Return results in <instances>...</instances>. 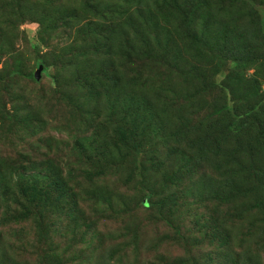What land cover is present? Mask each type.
Returning a JSON list of instances; mask_svg holds the SVG:
<instances>
[{
  "label": "trees",
  "instance_id": "obj_1",
  "mask_svg": "<svg viewBox=\"0 0 264 264\" xmlns=\"http://www.w3.org/2000/svg\"><path fill=\"white\" fill-rule=\"evenodd\" d=\"M27 21L39 25L35 52H40L41 45L49 48L48 55L36 58L35 66L43 63L47 71L56 65L55 79L69 88L64 94L73 103L69 105L72 113L80 115L83 127L73 135L74 146L86 164L103 160L93 176L89 172L90 178L87 167L77 166L95 183L94 188L88 186V192L100 195L92 200L93 205L104 206V198L109 208L127 204L121 195L115 204L106 191H98L97 179L101 181L115 169L137 184L141 208L161 210L166 206L175 216L187 203L184 195H196L193 202L213 200L233 209L229 211L233 224L242 226L243 231L234 234L229 225L212 215L203 224L204 236L218 249H228L237 238L253 239L255 247L235 251L227 258L234 256L231 264H264L260 253H264V133L256 132L252 123L259 90L236 98L234 102L247 101L245 109L231 108L228 103L218 109L219 115L223 110L230 113L224 124L216 126L208 118L204 123L188 122L178 127L182 130L165 132L171 119L196 100L197 87L203 93L214 88L226 90L233 74L242 79L244 71L251 68L264 80V0H0V62L5 61L0 69L2 84L36 79L33 69L23 71L18 49L20 27ZM223 72L224 78L217 81L215 76ZM252 82L260 86L259 77L252 76ZM221 83L224 88L219 87ZM18 109L16 105L14 118H18ZM0 111L4 118L12 119L3 108ZM32 117L37 116L22 119L30 123ZM14 137L20 138L19 133L14 132ZM231 137L235 142L228 140ZM172 139L178 148L161 160L162 152L173 146ZM20 153L26 156L29 152ZM212 161L216 174L195 177L196 168ZM26 163L0 156L2 253L12 228L20 231L36 219L39 238L45 241L53 223L63 222L61 202L68 191L65 170L51 160ZM149 168L165 172L152 186L146 184ZM77 185L83 194V185ZM75 193L67 201L71 215L79 206ZM159 215L171 222L163 213ZM192 215L201 222L199 214ZM171 225L188 241L179 225ZM214 251L220 253L209 251V259H215ZM42 258V264L66 263L64 255L44 252ZM184 262L188 261L175 259L172 264Z\"/></svg>",
  "mask_w": 264,
  "mask_h": 264
},
{
  "label": "rangeland",
  "instance_id": "obj_2",
  "mask_svg": "<svg viewBox=\"0 0 264 264\" xmlns=\"http://www.w3.org/2000/svg\"><path fill=\"white\" fill-rule=\"evenodd\" d=\"M15 20V19H14ZM38 23L27 21L22 24L19 32L18 49L22 56L20 57L23 71L33 69L34 73L38 69L35 66L37 57L48 55L49 48L41 45L40 52L34 50L33 44L37 41ZM18 34L17 27L14 26V36ZM194 53V50H191ZM199 59H201L199 57ZM5 61L0 62V69ZM43 64V63H41ZM44 71L40 80L31 79L18 80L2 84L0 81V110L12 116L4 118L0 111V156L13 157L15 161L27 164L29 160L46 161L51 160L65 170L64 177H68V191L62 199L60 211L63 222H54L51 226L47 240L41 241L39 238V227L37 220L33 219L27 222L22 229L12 228L7 237V245L3 253L0 251V264H42V256L47 252L52 256L66 257L65 264H172L175 259L179 261H188L183 264H195L199 259V264H231L234 256H227L235 251H240L247 247H255L253 239L251 241L233 240L228 249H218L213 242L204 236L203 224L214 215L221 221L229 225L234 234L243 231L242 226L236 228L230 217L229 211L233 209L223 205L219 206L213 200L204 202L197 201L194 194L184 195L187 203L181 206V209L175 216H171L166 206L161 210L157 207L141 208L137 203L140 198V189L136 187L135 182H130L129 176L122 170L115 169L109 171L107 177L100 181L97 179L98 191L104 190L112 201L116 204L118 195H121L127 204L115 205L114 209L106 205L105 198L102 200L104 206H94L92 200H96L98 194L88 192V186L94 188L95 183L89 181L81 174L79 167H87V175L99 169L102 164L101 159H96L93 163H85L84 156L79 153L77 142L73 135L81 131L83 125L79 121L80 115H74L71 111L73 103L64 92L69 88L58 85L55 79L56 65H51ZM225 72L215 76L217 81L222 80ZM243 78L240 79L233 74L231 87L226 90L214 88L203 93L198 88L196 100L186 108L187 111L180 112L171 119V125L166 128V133L182 130L191 123L209 122L218 124L226 122L230 118V113L226 110L217 114V110L225 106V103L231 108L242 106L245 109L248 105L244 98L234 102L236 98L242 97L244 93L253 89L256 91V97L259 98V104L252 116V123L256 132L264 133V80L251 68L244 71ZM234 76V77H233ZM252 76L259 77L260 86H255L252 82ZM224 88V84H219ZM255 93V92H254ZM260 98L263 101H260ZM6 107H5V105ZM18 105V118H14V109ZM70 105V106H69ZM36 114L37 117L30 118V123L26 121V116ZM119 118L116 117V122ZM220 121V122H219ZM219 122V123H217ZM211 124V123H209ZM38 126V128H37ZM179 127V128H178ZM37 128V129H36ZM37 130V131H36ZM14 132L19 133L20 138L14 137ZM34 133L35 135H31ZM175 138V136H172ZM173 140V139H172ZM235 142V138L228 139ZM173 146L166 148L160 159L166 160L171 157L174 148H178L173 140ZM158 146V145H157ZM156 146V147H157ZM21 151H28L26 156ZM222 156V155H221ZM143 160V158H142ZM82 161V163H81ZM144 162V160H143ZM213 161L206 162L196 168L195 177L206 175L208 173L216 174L213 167ZM146 172V184L153 185V182L160 181V175L165 174L164 170L155 171L148 169ZM93 176V175H92ZM74 180V181H73ZM131 181H133L131 179ZM78 183L82 184L83 194L78 190ZM136 187V188H135ZM91 189V188H90ZM92 190V189H91ZM79 202L78 210L73 214L67 213V201L72 198L73 192ZM195 192V191H194ZM194 195V196H193ZM198 199V198H197ZM7 204V201L4 200ZM3 205L5 206L6 204ZM108 202V201H107ZM56 211V208H53ZM199 214L201 222L194 219L193 213ZM160 213L169 217L171 222L160 217ZM53 215H47V220ZM168 222V223H167ZM177 224L181 227L183 235L188 237L185 241L180 237L175 228L171 225ZM202 227V230L197 227ZM7 229L6 231H9ZM197 236V238H195ZM255 242L259 240L254 238ZM240 243L243 247H240ZM214 260L209 259L208 252L211 250ZM112 254L109 256V254ZM261 258L264 253L260 251ZM9 254V257H6ZM190 256L196 259L190 258ZM45 263H48L45 261Z\"/></svg>",
  "mask_w": 264,
  "mask_h": 264
},
{
  "label": "water",
  "instance_id": "obj_3",
  "mask_svg": "<svg viewBox=\"0 0 264 264\" xmlns=\"http://www.w3.org/2000/svg\"><path fill=\"white\" fill-rule=\"evenodd\" d=\"M44 64H40L38 69L35 71V78L40 80L42 77V72L44 71Z\"/></svg>",
  "mask_w": 264,
  "mask_h": 264
}]
</instances>
